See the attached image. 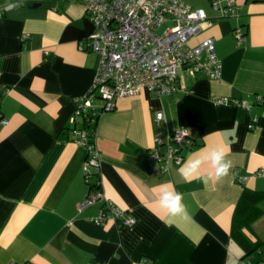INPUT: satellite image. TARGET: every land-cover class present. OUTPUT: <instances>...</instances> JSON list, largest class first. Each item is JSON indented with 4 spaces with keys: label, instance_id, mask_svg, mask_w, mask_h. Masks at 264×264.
<instances>
[{
    "label": "crops",
    "instance_id": "obj_1",
    "mask_svg": "<svg viewBox=\"0 0 264 264\" xmlns=\"http://www.w3.org/2000/svg\"><path fill=\"white\" fill-rule=\"evenodd\" d=\"M185 1L211 18L190 44L213 37L222 75L181 71L175 94L143 91L111 110L96 99L104 199L86 205L88 154L72 135L85 123L72 116L99 67L100 53L86 42L94 25L83 0H0V113L8 119L0 123V264H264V0H237L234 17H221L214 0ZM225 98L239 103L218 102ZM179 127L190 130L183 163L161 171L148 160L155 135L166 139ZM216 147L232 162L228 176L208 179L207 164L181 175L186 161ZM161 184L183 194L186 215L159 207ZM244 190L259 197L260 213L241 229L242 243L233 218ZM105 204L137 222L96 223ZM257 242L263 245L254 251Z\"/></svg>",
    "mask_w": 264,
    "mask_h": 264
},
{
    "label": "built area",
    "instance_id": "obj_2",
    "mask_svg": "<svg viewBox=\"0 0 264 264\" xmlns=\"http://www.w3.org/2000/svg\"><path fill=\"white\" fill-rule=\"evenodd\" d=\"M83 3L86 16L94 25V31L86 42L101 57L90 92L77 98L78 106L72 116L75 125L79 118L97 117L101 109L97 107L96 99L104 101L103 109L111 110L116 100L134 97L143 91L158 97L175 94L183 89L180 86L181 71L193 77H221L223 61L218 56L214 38H205L197 45L190 44V39L211 21L203 9H195L185 0H83ZM213 8L220 12L221 17H234L240 13L237 0H214ZM234 34L240 41L245 37L241 28H236ZM80 49L84 50L83 43ZM230 101L239 103V100L229 98L218 102ZM242 103L248 107L246 101ZM164 120L166 113L158 112L157 121ZM0 123H8L1 113ZM72 135L75 142L87 149L83 171L89 191L85 204L89 205L104 199L100 153L90 131L76 126ZM189 138L190 130L181 127L166 139L160 131L157 132L149 163L152 166L160 163L161 171L165 172L174 164H182V149ZM95 174L98 175L97 180ZM260 174L264 176L263 171ZM109 219L126 226L137 222L131 212L105 204L94 221L103 224ZM143 264L150 263L144 260ZM239 264L256 263L239 259Z\"/></svg>",
    "mask_w": 264,
    "mask_h": 264
},
{
    "label": "clouds",
    "instance_id": "obj_3",
    "mask_svg": "<svg viewBox=\"0 0 264 264\" xmlns=\"http://www.w3.org/2000/svg\"><path fill=\"white\" fill-rule=\"evenodd\" d=\"M207 164L213 170L209 173L208 179L217 181L229 175L232 162L228 159V153L222 147L213 148L203 157H194L185 162L180 169L181 175L188 177L200 172L201 168ZM183 194L176 191L174 187L168 184H161L156 197V203L167 212L170 217L186 215L187 209L183 202Z\"/></svg>",
    "mask_w": 264,
    "mask_h": 264
},
{
    "label": "trees",
    "instance_id": "obj_4",
    "mask_svg": "<svg viewBox=\"0 0 264 264\" xmlns=\"http://www.w3.org/2000/svg\"><path fill=\"white\" fill-rule=\"evenodd\" d=\"M97 119H98V115L97 117H93L91 115L83 117V121L85 123L84 129L90 131L92 137H94L93 131L96 129L95 123ZM95 175L97 176L95 177L97 180L98 175L97 174ZM258 199L259 197L256 195V193L254 194L249 190H244L242 194V199L235 209L236 211L233 218V223H234L233 235L238 236L240 234L241 240H243L242 243L246 241V237L245 235H242L241 229L244 226L251 224L252 221L255 220L260 213L259 209L256 206ZM237 233L239 234L237 235ZM255 245L256 246L253 245L255 248L254 251H257L261 248L263 243L257 242ZM249 254L250 253L246 254L245 257L249 256Z\"/></svg>",
    "mask_w": 264,
    "mask_h": 264
}]
</instances>
